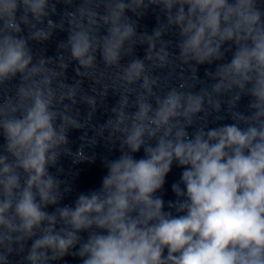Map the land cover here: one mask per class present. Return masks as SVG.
Returning <instances> with one entry per match:
<instances>
[{"label": "clouds", "instance_id": "obj_1", "mask_svg": "<svg viewBox=\"0 0 264 264\" xmlns=\"http://www.w3.org/2000/svg\"><path fill=\"white\" fill-rule=\"evenodd\" d=\"M90 5L64 13L65 60L37 58L30 47L64 30L50 18L52 0H0V86L16 81L0 96V264H264V0H105L103 13ZM149 8L164 19L138 32ZM169 31L178 54L163 39ZM145 44L144 58L135 56ZM177 60L193 79L215 65L205 71L212 82L159 94L155 70ZM71 61L82 78L96 77L100 64L115 69L119 100L98 134L120 147L102 159L99 187L68 205L73 188L50 169L65 155L95 163L85 147L97 143L84 133L69 147L70 130L85 129L97 108L82 79L66 82ZM242 97L243 112L235 110ZM222 104L232 123L196 125L206 105L219 113ZM174 166L181 172L166 201Z\"/></svg>", "mask_w": 264, "mask_h": 264}]
</instances>
